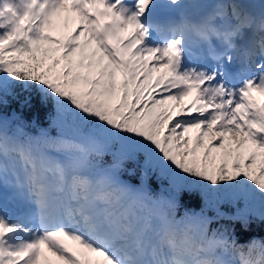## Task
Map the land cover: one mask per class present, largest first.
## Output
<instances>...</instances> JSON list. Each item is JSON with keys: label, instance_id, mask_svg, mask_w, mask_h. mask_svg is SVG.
<instances>
[{"label": "snow or ice", "instance_id": "1", "mask_svg": "<svg viewBox=\"0 0 264 264\" xmlns=\"http://www.w3.org/2000/svg\"><path fill=\"white\" fill-rule=\"evenodd\" d=\"M0 188V264H264V4L0 0Z\"/></svg>", "mask_w": 264, "mask_h": 264}, {"label": "trees", "instance_id": "2", "mask_svg": "<svg viewBox=\"0 0 264 264\" xmlns=\"http://www.w3.org/2000/svg\"><path fill=\"white\" fill-rule=\"evenodd\" d=\"M28 95V93H21V96ZM7 109L9 114L12 111H16L18 115H21L26 124L25 130L33 134L38 128H51L56 116L55 105L50 100L42 103L39 96L34 93L31 94L29 104L24 107H21L19 100L10 99ZM125 178H127L126 175ZM182 204L194 211H200L201 208L205 207L204 200L199 194L185 195L182 199ZM219 207L222 212L234 211L227 204H221ZM205 211L209 215L215 216L213 209L205 208ZM213 224L218 228H235V233L240 243H246L252 239L264 241V221L257 218H253L246 229L242 228L239 223L227 219H214Z\"/></svg>", "mask_w": 264, "mask_h": 264}, {"label": "rangeland", "instance_id": "3", "mask_svg": "<svg viewBox=\"0 0 264 264\" xmlns=\"http://www.w3.org/2000/svg\"><path fill=\"white\" fill-rule=\"evenodd\" d=\"M254 6H252L255 12H259L260 7L264 4V0H254ZM0 194H2L5 203L13 211H22L25 207L22 201L15 199V193L13 189L10 188H0Z\"/></svg>", "mask_w": 264, "mask_h": 264}]
</instances>
